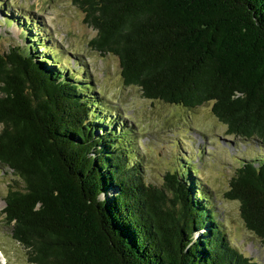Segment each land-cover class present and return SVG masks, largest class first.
<instances>
[{
	"label": "trees",
	"instance_id": "obj_1",
	"mask_svg": "<svg viewBox=\"0 0 264 264\" xmlns=\"http://www.w3.org/2000/svg\"><path fill=\"white\" fill-rule=\"evenodd\" d=\"M71 2L126 86L211 103L227 136L264 150V0ZM25 33L26 47L0 55V168L11 176L2 214L27 264H259L228 243L193 166L146 183L128 125ZM240 161L225 198L264 248V153Z\"/></svg>",
	"mask_w": 264,
	"mask_h": 264
},
{
	"label": "rangeland",
	"instance_id": "obj_2",
	"mask_svg": "<svg viewBox=\"0 0 264 264\" xmlns=\"http://www.w3.org/2000/svg\"><path fill=\"white\" fill-rule=\"evenodd\" d=\"M25 18L31 21L28 27ZM27 30L36 36L41 53L62 60L75 77L94 87L107 107L102 108V115L111 112L114 120L117 117L128 125L134 157L141 162L146 183L161 185L166 173L193 166L197 182L212 197L228 243L245 257L264 264V248L245 227L238 202L225 198L241 158L264 153L263 148L254 141L227 136L225 126L212 115L211 103L188 109L148 100L139 88L126 86L117 57L89 47L96 31L84 23V15L71 0H0V55L26 47L30 39ZM5 173L0 168V264H27L26 250L11 237L2 214L11 181Z\"/></svg>",
	"mask_w": 264,
	"mask_h": 264
}]
</instances>
